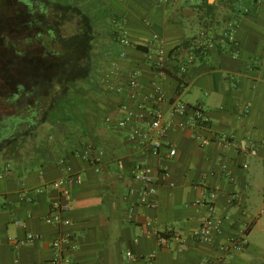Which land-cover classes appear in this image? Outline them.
I'll list each match as a JSON object with an SVG mask.
<instances>
[{
    "label": "crops",
    "instance_id": "obj_1",
    "mask_svg": "<svg viewBox=\"0 0 264 264\" xmlns=\"http://www.w3.org/2000/svg\"><path fill=\"white\" fill-rule=\"evenodd\" d=\"M86 1L87 5L35 0L42 8L58 4L64 18L87 17V32L93 35L87 96L81 101L87 100V123L77 112L83 130L65 147L50 149L46 160L31 161L27 156L14 160L0 153V172L6 165L11 167L0 180V264H50L52 241L61 228L44 218L51 201L60 196V189L51 183L67 174L62 160L83 177L81 184L69 185L70 208L64 214L71 221L63 228L73 234L74 264H148L144 257L150 254H155V264H209L219 254V243L241 236L244 250L230 255L227 264H264V0L248 13L240 10L243 0ZM115 19L126 21L130 46L119 42ZM231 19L237 21V53L225 36ZM205 29L215 37V44L200 56L189 46L169 56ZM64 32L69 35L73 30ZM149 51L163 53L167 68L174 72L185 66L184 72H176L183 81L179 89L174 75L147 61ZM135 71L141 95L153 94V83L158 81L167 97L160 106L167 113L176 98L202 104L209 135L224 134L233 138V144L226 147L214 141L201 147L188 131L176 127L165 137L177 149L175 157L134 149L130 125L118 129L108 125L106 117L128 99V79ZM118 87L123 91L118 92ZM146 104L149 109L153 106ZM87 149L101 155L100 171L84 156ZM139 161L157 173L168 168V177L157 182L155 207L139 202L142 184L133 178ZM22 183L27 189L43 190L32 192L31 202L22 195ZM203 186L217 189L215 207L225 217L213 243L191 237L210 214L208 206L195 204ZM154 229L162 234L171 230L173 237L164 245ZM28 233L40 237L21 247L9 239ZM127 251L138 259L128 258Z\"/></svg>",
    "mask_w": 264,
    "mask_h": 264
},
{
    "label": "trees",
    "instance_id": "obj_2",
    "mask_svg": "<svg viewBox=\"0 0 264 264\" xmlns=\"http://www.w3.org/2000/svg\"><path fill=\"white\" fill-rule=\"evenodd\" d=\"M9 2L0 0V153L20 160L26 155L15 146L18 131L22 135L36 133L38 125L49 121L48 118L51 125L59 126L62 131V126L69 122L82 123L75 97L87 96L85 85L90 73L87 67L93 35L87 32L86 15L81 19L73 14L64 18L58 4L42 8L35 0ZM64 24L66 29L73 30L71 34H65ZM195 39L175 47L169 56L182 47H192ZM204 50L195 47L193 52L200 56ZM164 70L174 75L179 89L183 84L176 75L180 67L175 72ZM5 139L8 142H2ZM27 155L31 161H39L46 160L51 152L49 148L34 145Z\"/></svg>",
    "mask_w": 264,
    "mask_h": 264
},
{
    "label": "built area",
    "instance_id": "obj_3",
    "mask_svg": "<svg viewBox=\"0 0 264 264\" xmlns=\"http://www.w3.org/2000/svg\"><path fill=\"white\" fill-rule=\"evenodd\" d=\"M250 1V2H249ZM261 0H243L240 7L242 12L248 13L253 5H259ZM115 24L118 25V39L123 46H130L131 40L129 38L127 23L125 20H117ZM237 28L236 19H231L225 31V36L235 46V51H238V41L235 38V30ZM215 44V37L205 29L198 37H196L194 44L190 47L191 52L193 49L204 47L208 49ZM204 50V51H205ZM122 57L126 53L121 54ZM147 61L160 72H164L167 68L166 57L163 53H154L149 51L146 55ZM182 71L186 70L185 66L181 67ZM140 81L138 73L132 72L128 79V99L123 101L115 111L108 114L106 122L108 125H113L118 129H125L130 125L129 139L132 142L133 148L143 150L154 156H161L166 159L173 158L177 155L178 151L168 141L165 140L166 135L172 129L179 127L189 132L191 139L197 141L201 147H206L214 141L220 142L222 145L228 147L233 144V138L224 134L211 133L209 126V118L202 104L195 103L189 104L182 99L176 98L171 101L170 112L167 113L161 108V104L166 101L167 97L163 91L160 83L155 81L153 83L154 93L150 95H141L138 92ZM118 92H122L123 88L118 87ZM147 102L153 103V106L147 108ZM134 105V106H133ZM208 133V134H207ZM166 150V152H164ZM84 156L91 158V161L96 171H100L102 157L101 155H93L90 149L85 151ZM66 176L62 179L56 180L51 183L52 187L60 189V196L51 201L49 213L45 216V221L48 224L61 228L59 235L52 241V248L54 250V257L50 260V264H74V259L71 250L76 246L72 243L73 234L64 229L63 227L69 226L71 221L64 216L70 208L71 184H81L83 177L79 172L73 170L72 166L65 160ZM10 170V165H6L4 170L0 172V180L3 179ZM169 175L167 166L157 173L151 166L139 161L134 167L133 178L142 184V189L139 193V202L146 207H155L157 205L156 193L157 182L165 180ZM22 195L28 201H33L34 197L32 192H41L43 188H36L34 190L27 189L25 184L22 183ZM204 187V188H203ZM202 188V196L196 200L195 204H202L208 206L210 214L208 217L201 220L199 226L195 228L191 237L194 240L202 243H213L215 236L222 231L224 216L219 214L215 207L217 189H209L205 186ZM20 221H16L19 224ZM147 224L152 226V222L148 221ZM160 233L157 229L154 232L158 234L161 243H168L173 237V234ZM40 235L28 233L22 238L10 237L11 243L15 247H21L36 239ZM245 247V238L243 236L230 239L228 242L219 243L217 250L219 254L214 259L209 260V264H227L228 257L234 253L241 252ZM182 250V248H179ZM126 256L130 259H138V256L132 251H127ZM148 264H155V254H150L144 257ZM17 264H20L17 262Z\"/></svg>",
    "mask_w": 264,
    "mask_h": 264
},
{
    "label": "rangeland",
    "instance_id": "obj_4",
    "mask_svg": "<svg viewBox=\"0 0 264 264\" xmlns=\"http://www.w3.org/2000/svg\"><path fill=\"white\" fill-rule=\"evenodd\" d=\"M63 2V0H61ZM73 2L78 3H84V5H87L86 0H73ZM12 4L11 0L9 2ZM5 5L9 6L8 2L5 3ZM14 7V6H13ZM14 10L17 11L18 9L14 7ZM93 12H97V9L93 8ZM98 11H100L98 9ZM87 86V85H85ZM76 103H77V112L86 119L85 122L87 123V100L81 103H78L77 100L82 101L83 99H78V97H75ZM74 99V101H75ZM86 103V105H85ZM84 116V117H83ZM42 118H46V116L42 115ZM49 121H45L40 123L37 127V132L33 134H18L19 131L16 133V137L14 142L16 143L17 149L22 150V152L28 157L27 153H30V150L32 151L34 149V145H38L39 147H46L49 149H58L61 148L62 146L65 147L67 144H70V140L74 139L75 133L80 130V132L83 130V127L79 125L76 122H69L68 124H65L63 131L58 128L59 126H53L50 124V119L48 118ZM83 121V120H82ZM84 122V121H83ZM24 132L25 129L23 130ZM2 142H8L6 139ZM33 155V153H32Z\"/></svg>",
    "mask_w": 264,
    "mask_h": 264
}]
</instances>
